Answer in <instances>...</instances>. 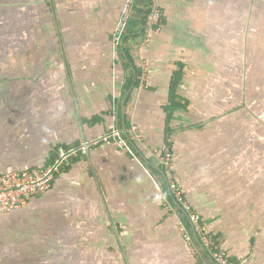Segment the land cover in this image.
I'll use <instances>...</instances> for the list:
<instances>
[{"label":"crops","instance_id":"1","mask_svg":"<svg viewBox=\"0 0 264 264\" xmlns=\"http://www.w3.org/2000/svg\"><path fill=\"white\" fill-rule=\"evenodd\" d=\"M156 5L127 69L131 0H0V174L84 147L0 215V264H214L170 180L231 260L264 264V0Z\"/></svg>","mask_w":264,"mask_h":264},{"label":"built area","instance_id":"2","mask_svg":"<svg viewBox=\"0 0 264 264\" xmlns=\"http://www.w3.org/2000/svg\"><path fill=\"white\" fill-rule=\"evenodd\" d=\"M151 11V20L154 24H157L161 12L156 5V0H153ZM168 143L169 139L167 138L161 147L160 163L165 170L167 178L170 179L171 150ZM79 150H84V147L77 149L59 146L57 147L56 156L53 161L43 168L14 169L0 174V215L18 210L26 206L31 198L46 192L52 180H54L55 174ZM169 189L173 192L175 201L180 204L190 225L189 230L185 226L180 228L183 238L189 240L191 239V234L196 235L204 248L210 252L211 258L218 264H238L231 261L225 252L216 245L215 240L201 228L199 213L186 201L181 194V190L172 180L169 182Z\"/></svg>","mask_w":264,"mask_h":264},{"label":"trees","instance_id":"3","mask_svg":"<svg viewBox=\"0 0 264 264\" xmlns=\"http://www.w3.org/2000/svg\"><path fill=\"white\" fill-rule=\"evenodd\" d=\"M150 4H151L150 0H131V10H130V13H129L126 21H125L126 22L125 26L122 29V31L120 32L119 36H117V38L115 40V42L117 43L118 54H119L120 58L123 59V62H124L123 65L124 66L126 65L125 68H127V69H129V62H127V61H129L130 58H129V55H128V51L126 49V42H127V40H131L132 38H135L136 36L139 35V33L138 34L137 33L134 34V31H135L134 26H136L137 24H140L142 26L141 34L145 33V29H146L145 26L147 24V17L149 15L150 11H151ZM158 25L159 24H152V26L156 27V28L158 27ZM180 72H181L180 70H177V71H175L173 73L172 82H171V85H172L171 98H170L172 101H173L174 96H175V90H174L175 85H176V83L179 82V79H180ZM136 73H138V71L135 72V74ZM56 150H57V148L54 149L53 154L50 157V161L51 162L53 161V159L56 156ZM73 158H74V156L71 157V159H69V160H72ZM47 165H49V163ZM47 165H45V166H47ZM65 166H66V164L61 168V170ZM57 174H55V176ZM52 182H53V180H52ZM52 182H51V184H52ZM176 206L180 210V215L183 216L182 217V221L185 223L186 229L189 230L190 225H189V222H188V220L186 218V215H185L184 211L182 210V208H181V206H180V204L178 202L176 203ZM189 233H191V232L189 231ZM191 235H193V234H191ZM192 238L194 239L195 242H197L199 245H201V242H200V240L198 239V237L196 235L193 236ZM200 251L205 256V258L208 259V261L212 262V260H211L212 258L210 256V252H208V250H206L202 246ZM231 261H233V260H231ZM233 262H235V261H233Z\"/></svg>","mask_w":264,"mask_h":264},{"label":"clouds","instance_id":"4","mask_svg":"<svg viewBox=\"0 0 264 264\" xmlns=\"http://www.w3.org/2000/svg\"><path fill=\"white\" fill-rule=\"evenodd\" d=\"M152 5H153V2H152ZM152 6H150V8H151ZM161 15V14H160ZM149 21H148V23H149V25H152V24H154L153 23V21L151 20V18H152V11H151V16L149 15ZM159 22H160V18H159V21H158V23L157 24H159ZM60 172V171H59ZM58 172V173H59ZM185 226V225H184ZM194 235H191V238L193 237ZM203 246V245H202ZM204 247V246H203ZM211 259V258H210ZM212 260V262L214 263V264H218V263H216L213 259H211Z\"/></svg>","mask_w":264,"mask_h":264},{"label":"bare ground","instance_id":"5","mask_svg":"<svg viewBox=\"0 0 264 264\" xmlns=\"http://www.w3.org/2000/svg\"><path fill=\"white\" fill-rule=\"evenodd\" d=\"M227 65V64H226Z\"/></svg>","mask_w":264,"mask_h":264},{"label":"rangeland","instance_id":"6","mask_svg":"<svg viewBox=\"0 0 264 264\" xmlns=\"http://www.w3.org/2000/svg\"><path fill=\"white\" fill-rule=\"evenodd\" d=\"M217 263V262H216Z\"/></svg>","mask_w":264,"mask_h":264},{"label":"water","instance_id":"7","mask_svg":"<svg viewBox=\"0 0 264 264\" xmlns=\"http://www.w3.org/2000/svg\"><path fill=\"white\" fill-rule=\"evenodd\" d=\"M151 16V15H150Z\"/></svg>","mask_w":264,"mask_h":264}]
</instances>
